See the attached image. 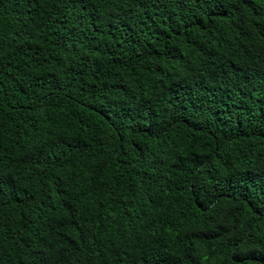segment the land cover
<instances>
[{"label":"trees","instance_id":"obj_1","mask_svg":"<svg viewBox=\"0 0 264 264\" xmlns=\"http://www.w3.org/2000/svg\"><path fill=\"white\" fill-rule=\"evenodd\" d=\"M0 264H264V0H0Z\"/></svg>","mask_w":264,"mask_h":264}]
</instances>
